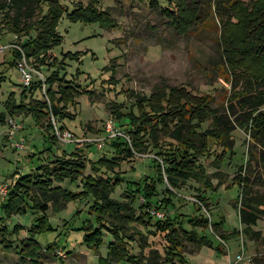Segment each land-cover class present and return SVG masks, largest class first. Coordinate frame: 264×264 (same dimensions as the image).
<instances>
[{"label":"trees","instance_id":"obj_1","mask_svg":"<svg viewBox=\"0 0 264 264\" xmlns=\"http://www.w3.org/2000/svg\"><path fill=\"white\" fill-rule=\"evenodd\" d=\"M100 1L88 0L84 4L78 0L73 10L68 12L65 0H1L0 40L9 36V41L16 35L26 58L37 70L41 71L44 65L52 67L57 64L56 60L47 62V55L61 42L57 25L64 14L73 21L98 22L101 27L115 28V19L110 12L100 8ZM140 1L159 9L179 34H186L200 23L197 4L190 6L184 0H166L165 4L156 0ZM214 8L220 16L219 50L232 77L229 81L232 93L227 103L222 108L214 107L208 93L198 94L185 86L162 85L149 94L132 91L130 95L134 100L128 110L115 114L120 121L115 122L124 135L109 137L104 129L103 145L98 147L102 149L109 143L113 148L111 157L104 154L92 160L83 154L81 146L70 153L61 154L47 153V150H52L51 147L40 150L38 154L41 155L36 156L38 163L31 165L28 172L18 173L0 200V234L3 241L7 240V235L10 237L9 233L3 232V223L7 218L13 214L34 216L27 229L30 238L22 239L15 246L22 259L37 261L42 248L45 252H53L59 247L67 249L65 244L59 246L51 242L42 246L37 236L55 230L46 213L49 207L60 212L67 203L84 198L91 202L86 210L88 218H83L80 227H72L82 232L81 243L98 253L104 244L105 234L112 239L107 245V255L98 256V264H121L123 261L141 263L140 254L131 251L135 241L131 233L138 235L139 247L147 246L149 237L161 239L164 259L159 261L157 250L150 247L151 264H189L184 254L188 241L227 254L230 250L227 243L229 234L237 235L239 231L234 230L229 234L222 231L221 221L214 222L211 218L210 199L204 193L221 185L227 173L221 167L231 163L236 156L232 133L236 127L249 132L252 149L248 147L243 152L246 157H241L245 161L238 165L237 173L228 186L238 185L241 203L239 216L244 224V232L251 236L258 234L252 226L264 213V191L253 192L251 179L244 174V165L253 169L256 167V170H252L257 173L254 179L263 178L264 0H214ZM3 34L6 36L3 37ZM8 50L12 53L9 66L16 67L21 53L16 48ZM65 55L69 56V53ZM4 63H0V82L6 79ZM112 72H115L114 63ZM110 82L117 83L115 80L107 81ZM239 83L241 86L238 89ZM20 86L21 99L16 98L15 92L8 94L3 102L0 122H6V115L15 117L29 114L38 125L45 127L44 140L53 144L58 140L53 133L51 117L60 121L73 118L68 108L76 103V98L82 93H92L88 88L80 90L73 79L59 76L55 69L45 76V92L41 99L23 100L30 89L39 88L42 91L39 78L35 77L28 88ZM64 127L61 125V128ZM87 145L91 146L92 142ZM149 151L153 153L146 159L151 167L150 172L139 177L132 176L125 182V199L113 198L111 194L125 180L120 170L122 162L129 161L135 154ZM206 159H210V166L214 168L212 172L207 170ZM88 166L90 172L85 173ZM213 179L218 182L215 184ZM188 182L198 184L193 186L196 199L193 212H167L158 216L156 212L162 213L166 208L174 207L173 198L182 199L180 190ZM72 185L76 187L72 188ZM139 197H142L141 201H138ZM208 227H211L215 239L205 233ZM129 228H132L130 232Z\"/></svg>","mask_w":264,"mask_h":264},{"label":"rangeland","instance_id":"obj_2","mask_svg":"<svg viewBox=\"0 0 264 264\" xmlns=\"http://www.w3.org/2000/svg\"><path fill=\"white\" fill-rule=\"evenodd\" d=\"M76 1L78 0H65L68 12L73 10ZM82 1L84 4L88 2V0ZM156 1L162 4L166 2V0ZM184 1L190 6L197 4L201 18L200 23L186 34L177 33L170 23L171 21L164 18L159 9L152 8L146 1L140 0L100 1V8L110 12L116 21L117 25L114 29L101 27L98 22L73 21L66 14L60 18L57 32L61 42L47 55V62L51 63L56 60L57 64L52 67L44 65L40 72L45 77L51 74L52 70H58L59 76L73 79L80 90L88 88L92 93H82L76 98V103L68 108V112L73 118L60 121L51 117L53 124L64 125V128L74 134L75 138L66 142L58 141L53 144L44 140L45 127L38 125L31 115L24 113L15 116L17 121L22 124V128L11 133L12 127L7 122L10 116L6 115V122H0V186L9 185L18 176V173L28 172L31 165L38 163L39 160L36 156L41 155L38 152L48 147H51L52 150H47V153L61 154L62 152L70 153L77 146H81L84 149L83 154L88 155L92 160L98 159L104 154L111 157L113 148L109 143L102 149H98L93 142L91 146L87 143H90L88 140L105 136L103 132L107 121H119L115 114L128 110V106L134 100L130 95L132 91L149 94L162 85L185 86L198 94L208 93V98L214 107L222 108L227 103L232 93V85L229 82L232 77L219 50L220 24L218 19L220 16L215 8L213 9L214 0ZM5 36L3 34V37ZM8 38L9 36L3 40V43H7ZM67 53L69 56L65 55ZM11 60V51L7 49L0 52V63L5 62L3 66H5L6 76V79L0 82V113L4 110L3 102L10 92L14 91L16 98L21 99L19 74L15 66H9ZM113 63L115 72H112ZM108 80H115L117 83H107ZM233 82L235 81L233 80ZM240 86L241 83L237 88L239 89ZM43 96L44 92L35 88L28 90L23 100L41 99ZM238 112H240L239 108ZM234 123L237 125L236 120ZM16 132H18V136L15 135ZM232 133L235 139L236 156L231 163L221 167L227 172L223 176L221 185L204 194L208 195L210 199L212 220L214 222L221 221V229L226 234L234 230H238L239 233L237 235L229 234L227 243L230 250L227 254L197 242L188 241L184 254L189 264H228L229 258L233 262L235 255L240 252L242 236L244 248L240 253L241 259L234 264H264V213L252 226L253 231L258 234L252 236L246 234L243 230L244 224L239 216L241 203L238 185L228 186L237 173L238 165L245 161V158L241 157H246L243 152H246L248 147L252 149V141L249 132L246 133L242 128L236 127ZM16 142H23L24 148L15 147L14 143ZM151 152L135 154L129 161L122 162L120 170L125 180L111 194L113 198L125 199L123 197L127 188L125 182L132 176L139 177L150 172L151 167L146 159L153 155ZM204 162L207 170L212 172L214 168L210 166V159H206ZM253 164L254 162H252ZM244 167V174L249 175L251 179L252 183L250 182V184H252L253 192L264 191V176L261 179H254L257 173L253 171L256 170V167L254 169L246 165ZM89 172L90 167L88 166L85 173ZM213 182L216 184L218 180L213 179ZM197 185V183L188 182L180 190L182 199L173 198L174 207H168L162 213H192L193 203L196 201L193 186ZM71 187L75 188L76 186L72 185ZM159 190L160 198H162V186L159 187ZM141 200L142 197H139L138 201ZM90 203L88 198L69 202L60 212L49 207L46 213L49 215L51 227L55 230H50L45 235H38L39 242L42 246L51 242L54 245L65 244L68 247L64 250L59 247L53 252H45L42 248L40 257L37 261L32 262L22 259L15 246L22 239L30 238L27 229L31 226L34 216L32 214H13L7 218L3 223L5 228L3 232L9 233L10 237L7 235L6 238L5 236L7 239L5 242L3 235L0 234V264H98V256L105 257L107 255V245L112 239L106 233L104 244L97 253L81 243V231L72 229V227H80L81 221L88 215L86 210ZM262 208L264 210V205ZM139 228L141 229V227ZM130 230L132 228L128 229L129 232ZM205 231L209 238L215 239L211 227ZM131 234H134L135 237L131 251L140 254L139 257H142L143 260L139 264H151L153 258L150 247L157 250L160 255L159 261L164 259V244L161 239L149 237L148 245L139 247L138 235ZM214 244L217 245V241L214 240ZM121 264L132 263L123 261Z\"/></svg>","mask_w":264,"mask_h":264},{"label":"built area","instance_id":"obj_3","mask_svg":"<svg viewBox=\"0 0 264 264\" xmlns=\"http://www.w3.org/2000/svg\"><path fill=\"white\" fill-rule=\"evenodd\" d=\"M1 22H2V14L0 13V32H1V28H2ZM9 48H16L21 53L20 58H18V60L16 62V68H17V71L19 74L18 80H19L20 84L22 86L28 88V87L32 86L35 77H37V78H39V80L42 81V91L45 92V77L26 58L22 48L19 46V44L17 42V36L16 35L14 36V38L12 40L7 41V43L0 42V52H3ZM7 122L9 123V124L8 123L7 124L12 127L11 133H15L16 130L22 128V124L17 121L16 117H9L7 119ZM105 130H106L107 135L109 137L114 136L116 134L124 135L123 132L118 128L117 123L115 121H112V120L106 122ZM53 133L56 136L57 140L61 141V142H66V141H69V140H72L75 138L74 134L70 130L63 129L55 123H54V127H53ZM10 135H12V134H10ZM78 140L81 141L80 139H78ZM103 140H104L103 138H96V139L88 140V141H90V143L91 142L95 143L97 147H101L103 145ZM14 145L17 148H24V146H25L23 142H16V143H14ZM7 186L8 185L0 186V200L6 194ZM156 214L158 216L163 215V213H161V212H156ZM240 239H241L240 252L235 255L236 257L234 258L235 260L233 262L229 258L228 264H234L236 261L241 259L240 253L243 251V248H244L243 236Z\"/></svg>","mask_w":264,"mask_h":264},{"label":"crops","instance_id":"obj_4","mask_svg":"<svg viewBox=\"0 0 264 264\" xmlns=\"http://www.w3.org/2000/svg\"><path fill=\"white\" fill-rule=\"evenodd\" d=\"M0 42H3V41H2V40H0ZM159 50H160V49H159ZM157 51H158V50H157ZM160 55H161V52H160ZM13 92H14V91H13ZM35 99H36V98H35ZM4 101H5V100H4ZM16 116H18V115H16ZM59 126L61 127V125H60V124H59ZM64 129H66V128H64ZM68 130H69V129H68ZM20 133H21V132H20ZM20 133H19V136H20ZM15 135H17V136H18V132H16V134H15ZM17 136H16V137H17ZM239 251H240V249H239ZM239 251H238V252H239Z\"/></svg>","mask_w":264,"mask_h":264}]
</instances>
